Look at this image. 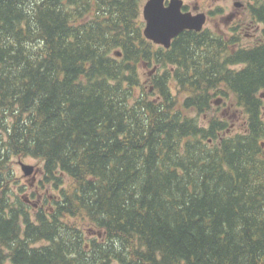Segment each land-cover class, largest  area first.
<instances>
[{
    "label": "trees",
    "instance_id": "16d2710c",
    "mask_svg": "<svg viewBox=\"0 0 264 264\" xmlns=\"http://www.w3.org/2000/svg\"><path fill=\"white\" fill-rule=\"evenodd\" d=\"M144 2L0 0V264H264V3L257 46L204 30L164 50Z\"/></svg>",
    "mask_w": 264,
    "mask_h": 264
},
{
    "label": "rangeland",
    "instance_id": "374dc122",
    "mask_svg": "<svg viewBox=\"0 0 264 264\" xmlns=\"http://www.w3.org/2000/svg\"><path fill=\"white\" fill-rule=\"evenodd\" d=\"M255 1L256 0H185L184 3L187 5L185 6L186 11L194 14L195 12L192 10V7L198 6L199 12H202L206 15L207 19L205 23V29H208L214 33L224 34L227 36L232 35L233 33H238L239 44L242 46H251L255 44V41H257L259 37V32L256 30L253 31L251 30V28H246L248 27V24H250L248 10L246 6L256 5L257 3H254ZM236 2H239L241 4V7L236 8L234 6V3ZM230 14H234L235 16L232 20H226ZM253 25H255V28L258 29L257 24L253 23ZM235 26H239L242 29H236ZM231 28H235V31H231ZM254 32L257 36H254L252 38L250 35L254 34ZM149 69L150 68L146 65L139 66V72L143 80L147 79L146 75ZM215 109H217V111L215 113L212 112L208 114V117L213 116L214 114L220 116L224 112L225 107L223 105H220L219 107H215ZM233 113L234 116L232 120H229V124H231L232 122V129L229 131V133L236 134L240 131V123L243 118L242 114H236V111H233ZM229 114H232V111H230ZM262 117L264 121V112ZM197 119L198 122H202L201 117ZM205 119L206 118H204V120ZM14 162L15 172L19 180L18 186L23 188L20 195L28 196L31 199V204L40 205V199H38L37 196L41 195L43 193V190L39 188L37 189V184L41 179V162L39 160H35L29 157L16 158ZM18 162L35 166L38 172L36 173V176L33 180H31L30 177L24 176V174L20 170ZM33 193L34 195L31 196Z\"/></svg>",
    "mask_w": 264,
    "mask_h": 264
},
{
    "label": "water",
    "instance_id": "95a60500",
    "mask_svg": "<svg viewBox=\"0 0 264 264\" xmlns=\"http://www.w3.org/2000/svg\"><path fill=\"white\" fill-rule=\"evenodd\" d=\"M234 6L239 8L241 4L236 2ZM182 8V0H146L142 6L144 38L168 49L172 40L182 32H200L206 22V15L183 12ZM115 55L120 56V53ZM18 165L24 176L34 178L36 175L34 166L22 162Z\"/></svg>",
    "mask_w": 264,
    "mask_h": 264
},
{
    "label": "flooded vegetation",
    "instance_id": "af4514ba",
    "mask_svg": "<svg viewBox=\"0 0 264 264\" xmlns=\"http://www.w3.org/2000/svg\"><path fill=\"white\" fill-rule=\"evenodd\" d=\"M184 1H185V0H183V4H184V6H187V5L184 3ZM261 2L264 3V0H256L254 3H261ZM195 9H197V11H199V10H198V6H193V7H192V10H193V11H194ZM234 16H235L234 14H230L226 20H232ZM256 24L258 25V29L255 28V25H253L252 22H250V24H248V27H246L247 29H250V28H251V30H253V31L256 30V31L259 32V37H258L257 41H255V42H254L255 44H253V45H251V46H257V45H259V44L263 41V40H262V37H263V35H262V25H261L260 23H256ZM259 26H260V27H259ZM235 28H236V29H242V28L239 27V26H235ZM235 28H231V31L234 32V31H235ZM210 32H212V31H210ZM231 36H233V37H238V38H239L238 33H233ZM250 36L253 38L254 36H257V35H256L255 32H254V34H252V35H250ZM237 47H244V46L240 45V44H239V41H238L237 43L234 44L233 48H237ZM259 98H260L261 103H262V116H263V112H264V88L260 91V93H259ZM231 129H232V125H231V127H230L229 130H231ZM261 147L263 148V149L261 148V155L264 157V139H263V141H261ZM38 199H39V196H38Z\"/></svg>",
    "mask_w": 264,
    "mask_h": 264
}]
</instances>
